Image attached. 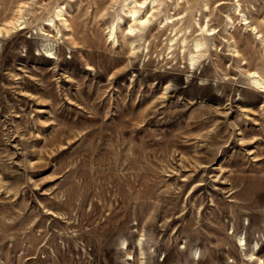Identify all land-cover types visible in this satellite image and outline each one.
Returning a JSON list of instances; mask_svg holds the SVG:
<instances>
[{"label": "rangeland", "instance_id": "rangeland-1", "mask_svg": "<svg viewBox=\"0 0 264 264\" xmlns=\"http://www.w3.org/2000/svg\"><path fill=\"white\" fill-rule=\"evenodd\" d=\"M0 29V264H264V0H0Z\"/></svg>", "mask_w": 264, "mask_h": 264}, {"label": "bare ground", "instance_id": "bare-ground-1", "mask_svg": "<svg viewBox=\"0 0 264 264\" xmlns=\"http://www.w3.org/2000/svg\"><path fill=\"white\" fill-rule=\"evenodd\" d=\"M132 3L134 4L135 2H133V1H130L129 3H128V15H129V20L133 23L132 25L130 24L129 26H128V28H127V30H125V32H123L122 33V37H126V38H129V37H133V36H135V34H136V32H137V28H139V27H144V26H146L150 21H151V18L153 17V14H151V13H147V15L145 14V16H143V17H141V18H139V16H138V9L136 8V7H134V6H132ZM20 5V4H19ZM23 5V4H22ZM140 6V3H139V5H138V7ZM17 14V15H16ZM16 14H15V17L13 18V20H11V21H9L8 22V26L7 27H3V29L2 30H4V32L5 33H7V31L10 29V30H14L18 25H20L22 22H21V20H22V13H21V6H19L18 7V9L16 10ZM55 17H56V19L57 20H63L62 22H64V24L65 25H67V22H66V19L64 18L65 16H64V13H63V11L61 10V9H57V13H56V15H55ZM169 20V19H168ZM167 20V23H170V22H172L171 20H169L168 21ZM166 21V20H165ZM246 22V21H245ZM196 23V22H195ZM196 24H198V23H196ZM47 25H49V26H54V22H53V20H50L48 23H47ZM122 25V24H121ZM22 26V25H21ZM19 27L18 26V28L17 29H21L22 27ZM55 27V26H54ZM113 28H114V26L112 25V27L111 28H109V37L110 38H112L113 39ZM199 30H200V32L198 33L199 35H202V37L204 38V39H207V38H210L211 36H213V33L214 32H216L215 30H212V29H209L208 27H207V24L205 25L204 24V26L203 27H201L200 26V28H199ZM253 31H255L254 30V28H253ZM0 32H1V29H0ZM172 33H174L173 31H172ZM254 33H256V34H258L257 36L259 37L260 36V33L258 32V31H255ZM43 35H47V33L46 32H43L42 33ZM136 35H138V34H136ZM175 37V36H174ZM261 37H262V35H261ZM172 40H174V39H172ZM183 40V39H182ZM171 41V40H170ZM133 42V41H132ZM130 43H128V45H129ZM194 48H193V52H196V54L195 53H190L189 54V65L191 66L192 64H194V62L200 57V55L201 54H199V53H197L198 51L200 52V49H201V47H202V43L200 42V41H196L194 44ZM130 47L132 48L133 46H132V44H130ZM49 48V47H48ZM48 48L47 47H45V53H46V55L47 56H51L50 55V51L48 50ZM182 48V47H181ZM50 49V48H49ZM237 50V49H236ZM235 50V53H233V54H229L230 56H232V57H237L238 56V54H239V52H237ZM131 52V51H130ZM196 64V63H195ZM252 73V83L257 87H259L260 89H262V91H264V80H262V78H260V76H258V74H257V72H255V71H253V72H251ZM238 243L239 244H241L242 243V240L239 238L238 239ZM255 247V246H254ZM251 257H252V255H251Z\"/></svg>", "mask_w": 264, "mask_h": 264}]
</instances>
